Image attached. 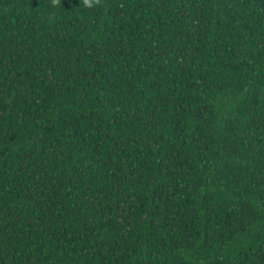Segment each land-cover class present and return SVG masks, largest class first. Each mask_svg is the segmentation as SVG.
Returning a JSON list of instances; mask_svg holds the SVG:
<instances>
[{
	"label": "trees",
	"instance_id": "1",
	"mask_svg": "<svg viewBox=\"0 0 264 264\" xmlns=\"http://www.w3.org/2000/svg\"><path fill=\"white\" fill-rule=\"evenodd\" d=\"M0 264H264V0H0Z\"/></svg>",
	"mask_w": 264,
	"mask_h": 264
},
{
	"label": "clouds",
	"instance_id": "2",
	"mask_svg": "<svg viewBox=\"0 0 264 264\" xmlns=\"http://www.w3.org/2000/svg\"><path fill=\"white\" fill-rule=\"evenodd\" d=\"M53 5H59L61 0H52ZM82 3L87 8H92L101 4V0H82Z\"/></svg>",
	"mask_w": 264,
	"mask_h": 264
}]
</instances>
